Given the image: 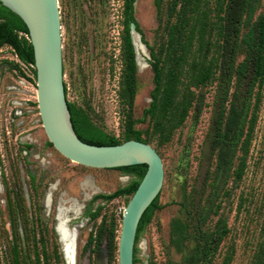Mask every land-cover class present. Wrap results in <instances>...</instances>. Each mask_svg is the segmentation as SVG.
<instances>
[{
  "label": "rangeland",
  "instance_id": "obj_1",
  "mask_svg": "<svg viewBox=\"0 0 264 264\" xmlns=\"http://www.w3.org/2000/svg\"><path fill=\"white\" fill-rule=\"evenodd\" d=\"M196 2L213 23L219 0ZM175 3L177 14L180 0H136L134 16L140 37L135 42L140 41L142 48L135 47V120L143 118L152 102L155 84L150 52L158 54L166 44L168 27L176 20L174 14L169 21ZM58 4L67 100L85 110L109 135L123 141L128 110L122 96L124 0H58ZM259 13H264V0ZM242 59L240 56L239 61ZM13 62L20 63V71L11 69ZM22 79L27 80L25 87L20 84ZM190 88L205 95L202 111L197 114L191 109L170 140L155 135L148 143L162 158L164 184L159 198L161 209L155 212L137 245L138 264H189L188 256L199 235L197 218H202L206 214L204 206L209 209L213 202L217 214H210L202 231L212 233L222 218L227 221L229 233L212 264H254L264 239V90L243 178L238 182L221 178L215 185V197L209 186L214 180L215 154L204 149L215 115L216 83L202 89ZM16 99L27 102L12 104ZM17 109L22 114L14 118ZM149 126L147 119L134 128L145 133ZM48 143L37 105L36 78L31 67L21 63L12 48L5 45L0 49V264H12L13 245L33 256L37 252L42 262L48 258L50 264H66L54 230L55 213L59 205L67 207L72 202L80 209L82 206V211L78 217L69 215L70 227L84 222L77 227L76 264H109L106 230L115 220L119 246L123 213L132 196L96 201L92 211L99 206L101 209L94 220L86 217L85 211L96 195L114 194L130 183L131 176L119 170L79 165ZM25 144L31 145L27 154L21 152ZM50 191L48 217L44 203ZM201 207L205 212L199 214ZM177 220L189 238L175 243L173 224ZM90 250L96 252L91 254ZM114 264H119V255Z\"/></svg>",
  "mask_w": 264,
  "mask_h": 264
},
{
  "label": "trees",
  "instance_id": "obj_2",
  "mask_svg": "<svg viewBox=\"0 0 264 264\" xmlns=\"http://www.w3.org/2000/svg\"><path fill=\"white\" fill-rule=\"evenodd\" d=\"M262 0H219L215 19L201 13L196 0H180L181 7L176 14L175 3L171 8L169 21L176 14V20L168 27V39L161 51L156 54L151 50L154 71V90L152 102L144 111L143 118H133V103L137 92L136 51L131 34V24L135 19L136 0H124V34H123V86L122 96L128 104L126 127L123 141L109 135L93 122L82 108L69 102L73 129L80 140L97 146L122 144L128 140L149 143L150 138L158 135L160 139L170 140L174 131L184 124L191 109L197 114L205 104V95L196 94L190 86L202 89L216 83L214 117L205 142V151L215 154L213 188L215 197L218 191L216 183L223 178L238 182L243 178L247 166V156L253 138L264 90V13H259ZM214 30V34L211 32ZM12 48L18 60L30 66L34 77L33 47L24 22L11 10L0 3V49ZM243 59L239 61V57ZM11 69L20 71V63H10ZM186 81H188L186 83ZM66 96L68 93L65 84ZM149 119V129L143 133L135 129L138 123ZM151 130V131H150ZM145 135V138L143 137ZM49 146L52 144L49 142ZM53 147V146H52ZM31 145H23L21 152H29ZM119 170L131 176L130 183L111 195H96L85 211L90 220L96 219L101 206L92 211V204L102 200L111 202L122 196H132L144 177L147 166L137 165ZM31 179L34 180V178ZM215 188V189H214ZM161 195V193H160ZM144 213L137 230L134 250V263L138 264V242L151 223L155 212L161 209L159 198ZM19 207V204H17ZM206 214L198 217L199 235L196 246L188 256L189 264H212L219 247L229 233L227 221L219 219L212 233L202 231L211 213L217 214L214 202L209 209L204 206ZM200 208L199 214L203 211ZM182 222L173 224V241L179 242L189 238L183 234ZM106 230L108 263L114 264L118 256V225L112 220ZM176 234L179 236L176 237ZM264 235V233H263ZM16 238V236H15ZM175 238V239H174ZM96 251L90 250L93 254ZM12 264H50L44 262L37 252H30L14 247ZM228 262V258L224 260ZM254 264H264V239L255 253Z\"/></svg>",
  "mask_w": 264,
  "mask_h": 264
},
{
  "label": "water",
  "instance_id": "obj_3",
  "mask_svg": "<svg viewBox=\"0 0 264 264\" xmlns=\"http://www.w3.org/2000/svg\"><path fill=\"white\" fill-rule=\"evenodd\" d=\"M0 3L15 13L28 29L34 53L39 115L52 146L70 161L89 168L113 170L137 165L147 166L144 177L124 210L119 238V264H135L138 226L144 213L160 195L164 184L161 156L151 145L138 140L110 146L91 145L80 140L72 126L65 91L58 0H0ZM131 34L135 46L134 36L140 37L135 23L131 24ZM46 208L49 215L51 208L47 205ZM58 211L59 206L55 214V230L59 235V242L62 241L59 233L61 223L68 235L74 234L76 237L79 225L70 227L69 215H79L68 211L66 219L60 222ZM68 258V252L64 249L66 264H69ZM72 264H76L75 253Z\"/></svg>",
  "mask_w": 264,
  "mask_h": 264
},
{
  "label": "bare ground",
  "instance_id": "obj_4",
  "mask_svg": "<svg viewBox=\"0 0 264 264\" xmlns=\"http://www.w3.org/2000/svg\"><path fill=\"white\" fill-rule=\"evenodd\" d=\"M136 37H138V36L137 35L134 36V41H135ZM135 45H136L135 47L137 48V50L142 48V43L140 41H136ZM51 201H52V192L50 191L47 195V198H46L47 207L50 206ZM70 201L71 200H69L68 202H70ZM76 204H77L76 202H72L70 204V206H67V207L59 205V211L58 212H59L60 222H63L66 219V217H67L66 213L68 211H70L71 213H75V215L81 214L82 206L80 209V207H78V205H76ZM59 233H60V236L62 237V241L60 243L62 244L63 254H64V249L67 250L68 256H69V258H68L69 264H72L74 253H75V259H76L77 236L74 237V234H72L71 236L68 235V231L65 230L63 223H61V225L59 227Z\"/></svg>",
  "mask_w": 264,
  "mask_h": 264
},
{
  "label": "built area",
  "instance_id": "obj_5",
  "mask_svg": "<svg viewBox=\"0 0 264 264\" xmlns=\"http://www.w3.org/2000/svg\"><path fill=\"white\" fill-rule=\"evenodd\" d=\"M22 70H23V73H24V75H22V76H25V70H24V69H22ZM23 78H25V77H23ZM26 81H27V80L22 79V80H20V84H21L22 86L25 87ZM13 89H15V87H14ZM36 96H37V89H36ZM22 102H27V100H26V99H22V101H19L18 99H16V100H13V101H12V104H15V105H21ZM20 114H22V111H20V110L17 109V110L15 111V117H14V118H16V117H17L18 115H20ZM13 120H14V119H13ZM8 133H10V132L8 131Z\"/></svg>",
  "mask_w": 264,
  "mask_h": 264
},
{
  "label": "flooded vegetation",
  "instance_id": "obj_6",
  "mask_svg": "<svg viewBox=\"0 0 264 264\" xmlns=\"http://www.w3.org/2000/svg\"><path fill=\"white\" fill-rule=\"evenodd\" d=\"M25 154H27V151L26 150H24L23 151ZM50 190V189H49ZM49 193V192H48ZM46 195H48V194H46ZM47 197H45V199H46ZM44 208H45V211H46V216H48V217H50L51 216V212H50V214L48 215V213H47V208H46V203H44ZM56 214V213H55ZM81 224V225H80ZM80 224H79V226H82L83 224H84V222L81 220V222H80ZM55 228V227H54ZM55 230V229H54ZM56 231V230H55ZM57 233V232H56ZM58 235V234H57ZM58 240H59V235H58Z\"/></svg>",
  "mask_w": 264,
  "mask_h": 264
}]
</instances>
